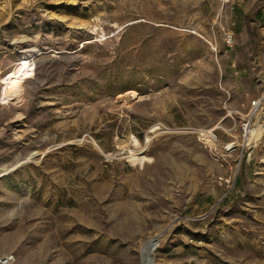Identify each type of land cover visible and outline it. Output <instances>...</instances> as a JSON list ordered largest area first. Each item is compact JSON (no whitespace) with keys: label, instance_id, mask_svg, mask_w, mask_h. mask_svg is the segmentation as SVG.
Returning <instances> with one entry per match:
<instances>
[{"label":"rangeland","instance_id":"rangeland-1","mask_svg":"<svg viewBox=\"0 0 264 264\" xmlns=\"http://www.w3.org/2000/svg\"><path fill=\"white\" fill-rule=\"evenodd\" d=\"M30 53L0 101V257L142 264L156 237L153 264H264V139L222 165L198 134L221 151L264 90V0H0V86Z\"/></svg>","mask_w":264,"mask_h":264},{"label":"bare ground","instance_id":"bare-ground-1","mask_svg":"<svg viewBox=\"0 0 264 264\" xmlns=\"http://www.w3.org/2000/svg\"><path fill=\"white\" fill-rule=\"evenodd\" d=\"M45 51L46 50H40L37 51V53L39 52V54H41L44 53ZM32 56L33 53L23 55L20 59H18V61L11 69H9L7 72H5L2 75L1 86H0L1 102L3 103L11 102V101L18 102L23 99L22 84L26 80V78L29 77L34 72V59L31 58ZM263 139H264V114L263 116L258 117V119H256L252 128V133L249 136V143H253V142L259 143ZM146 160H148L147 157ZM140 162H142V159H140ZM46 212L48 214H51V209H47ZM50 225L51 223L49 222V226ZM157 246H158V240L156 237H150L142 244L141 246L142 264H153L154 262L153 253ZM35 259H37L35 254L33 255L29 253L27 258L28 263L33 262ZM0 264H16V258L12 260L11 256L5 254L3 257H1Z\"/></svg>","mask_w":264,"mask_h":264},{"label":"built area","instance_id":"built-area-1","mask_svg":"<svg viewBox=\"0 0 264 264\" xmlns=\"http://www.w3.org/2000/svg\"><path fill=\"white\" fill-rule=\"evenodd\" d=\"M247 109L248 110L244 114H242L239 125L232 128L237 133H232V138L224 143L223 149L221 151H218L220 141L218 133L214 128L210 130L202 129L198 131V134H200V137L202 139L201 141L205 146L216 147L215 153L218 154V159L222 162V165H224L228 157H231L233 153H236L240 150V146H243V148H245L244 143L248 141L249 136L252 133L254 119L260 116V114L264 113V90L259 95L250 99ZM224 179L227 183L230 182V177Z\"/></svg>","mask_w":264,"mask_h":264}]
</instances>
